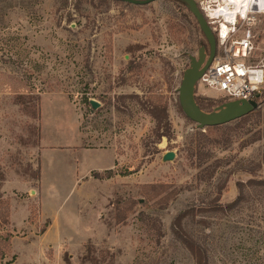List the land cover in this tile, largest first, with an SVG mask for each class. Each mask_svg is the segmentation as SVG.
Segmentation results:
<instances>
[{"label": "rangeland", "instance_id": "374dc122", "mask_svg": "<svg viewBox=\"0 0 264 264\" xmlns=\"http://www.w3.org/2000/svg\"><path fill=\"white\" fill-rule=\"evenodd\" d=\"M76 1L0 0V264H193L171 233L191 207L183 226L209 264H264V188H246L226 213L201 208L234 200L238 181L264 179V87L249 114L200 126L179 100L186 70L209 55L189 10L173 0H81L76 10ZM194 2L215 56L222 0ZM248 9L231 36L250 31L245 63H264V9ZM193 94L211 110L232 101L199 80ZM153 106L166 110L167 136ZM77 142L108 150L109 167L82 175L102 156L56 148Z\"/></svg>", "mask_w": 264, "mask_h": 264}, {"label": "built area", "instance_id": "2783aa9c", "mask_svg": "<svg viewBox=\"0 0 264 264\" xmlns=\"http://www.w3.org/2000/svg\"><path fill=\"white\" fill-rule=\"evenodd\" d=\"M243 18L245 15L237 14L226 30L219 24L217 40L221 49L199 78L204 87L229 100L254 99L264 87V63H245L253 50L250 31L242 37L231 36Z\"/></svg>", "mask_w": 264, "mask_h": 264}, {"label": "water", "instance_id": "95a60500", "mask_svg": "<svg viewBox=\"0 0 264 264\" xmlns=\"http://www.w3.org/2000/svg\"><path fill=\"white\" fill-rule=\"evenodd\" d=\"M126 3L135 5H145L156 0H120ZM185 3L186 7L195 17L198 25L203 32L208 44H209V55L202 65V59L199 61H192L191 68L186 70L181 87L179 89V100L181 107L185 114L195 122H198L200 126H216L224 123H228L232 120L241 118L250 112H252L257 106L258 102L254 99L251 100H232L222 103L216 106L212 111L206 112L201 110L194 100V87L196 82L204 70L209 66L212 59L214 58L216 41L213 32L211 31L206 19L197 7L194 0H180ZM204 50V47L201 46ZM93 108L99 106L98 102L94 100L89 101ZM174 158V153L168 151L164 155V160H170Z\"/></svg>", "mask_w": 264, "mask_h": 264}, {"label": "trees", "instance_id": "16d2710c", "mask_svg": "<svg viewBox=\"0 0 264 264\" xmlns=\"http://www.w3.org/2000/svg\"><path fill=\"white\" fill-rule=\"evenodd\" d=\"M80 1L81 0H78L74 4V8L76 10L80 9ZM112 1H120V0H112ZM173 1H177L186 7L185 3L180 1V0H173ZM187 10H189V9L187 8ZM189 12H190V10H189ZM192 16H193V14H192ZM196 23L198 25L197 21H196ZM198 27H199V25H198ZM199 31L205 40L204 44L201 46L204 47L205 51L208 50V52H209V44H208L203 32L201 31L200 27H199ZM0 59L2 61L7 60L4 57H1ZM30 96L31 97H29V98L31 101H33V104L36 108V117L39 119L40 118L39 98H38V96H34V95H30ZM194 100H195L196 104L198 105V107L203 111L210 112L215 108L214 107L211 110L210 107L212 106L213 102L210 99L204 98L200 102L199 99H197L194 96ZM254 100H256V101L259 100V93H256ZM149 113L155 118V120L157 122L158 129H162V132L160 133V135L161 136H167L169 134V131H170V123L168 121L166 110H164L163 108L153 106V107L149 108ZM38 176H39V169H37V177ZM236 186H237L238 194L234 198V200H232L231 202L223 205L216 200H211V201L207 202L206 204H204L201 208L204 211H211L214 213H226L228 211H231L234 208H236L237 206L246 202V200L248 199V195L245 194L246 188H251V187L252 188H256V187L264 188V179L251 177L248 180H246L245 182L238 181ZM191 213L192 214L194 213L193 207L188 208V209L183 210L182 212L178 213L172 221L171 233H172L173 237L177 241H179L187 249V251L191 254V256L193 258V264H209V255H208L206 248L203 247L199 242H197L196 239L193 238V236L191 234H189L183 226L184 218L187 217Z\"/></svg>", "mask_w": 264, "mask_h": 264}, {"label": "bare ground", "instance_id": "6f19581e", "mask_svg": "<svg viewBox=\"0 0 264 264\" xmlns=\"http://www.w3.org/2000/svg\"><path fill=\"white\" fill-rule=\"evenodd\" d=\"M252 2V3H250ZM248 5L252 9L253 6L256 10L264 9V0H222V2L217 5L216 14L222 15L224 17L225 24H222L223 30L227 29V24L231 23L233 18L237 14L245 15L248 9Z\"/></svg>", "mask_w": 264, "mask_h": 264}, {"label": "crops", "instance_id": "0c3cea01", "mask_svg": "<svg viewBox=\"0 0 264 264\" xmlns=\"http://www.w3.org/2000/svg\"><path fill=\"white\" fill-rule=\"evenodd\" d=\"M76 134H77V137H78V139L80 141L81 139H80V134L78 133V131H76ZM41 139H43V136H42ZM77 144H78V142L73 144V145L56 146V148H60V149L66 150L67 152H74V151H78V152H84V151L85 152H100V154L102 156V160L99 163H96V164H94L92 166L87 167V169L85 171L81 170L82 175H84L87 172H90L92 170H100V169L109 167V165L111 163V160H109V158L107 157L108 155H107L106 152H108V150H104V149H78L76 147ZM75 167H76L77 172H78L79 169H80V166H79V164L77 162H76ZM42 171H43V167L41 169V179H42ZM77 172H76V174H77Z\"/></svg>", "mask_w": 264, "mask_h": 264}]
</instances>
